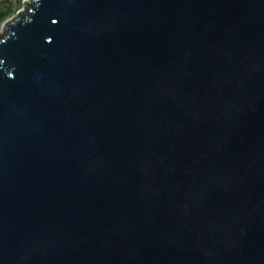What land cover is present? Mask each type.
Segmentation results:
<instances>
[{
  "label": "water",
  "instance_id": "95a60500",
  "mask_svg": "<svg viewBox=\"0 0 264 264\" xmlns=\"http://www.w3.org/2000/svg\"><path fill=\"white\" fill-rule=\"evenodd\" d=\"M0 264H264V0L7 21Z\"/></svg>",
  "mask_w": 264,
  "mask_h": 264
},
{
  "label": "rangeland",
  "instance_id": "374dc122",
  "mask_svg": "<svg viewBox=\"0 0 264 264\" xmlns=\"http://www.w3.org/2000/svg\"><path fill=\"white\" fill-rule=\"evenodd\" d=\"M29 3L30 0H0V18L3 15L12 11V13L9 14L5 18V20L1 22L0 33L2 31L4 24L10 19L17 17V14L20 13L21 11L23 10L25 11Z\"/></svg>",
  "mask_w": 264,
  "mask_h": 264
},
{
  "label": "trees",
  "instance_id": "16d2710c",
  "mask_svg": "<svg viewBox=\"0 0 264 264\" xmlns=\"http://www.w3.org/2000/svg\"><path fill=\"white\" fill-rule=\"evenodd\" d=\"M11 13H12V11L9 12V13H7V14H5V15H3V16L0 18V24H1V22L4 21L5 18H6L9 14H11Z\"/></svg>",
  "mask_w": 264,
  "mask_h": 264
}]
</instances>
